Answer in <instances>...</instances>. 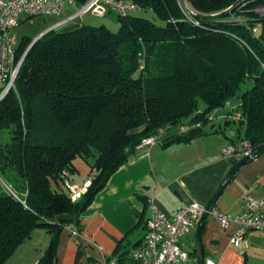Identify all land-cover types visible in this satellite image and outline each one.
Here are the masks:
<instances>
[{"label": "trees", "instance_id": "16d2710c", "mask_svg": "<svg viewBox=\"0 0 264 264\" xmlns=\"http://www.w3.org/2000/svg\"><path fill=\"white\" fill-rule=\"evenodd\" d=\"M133 1L162 24L136 14L119 17L117 32L75 21L53 29L28 51L16 87L0 102V264L37 229L50 241L36 264H57L63 231L71 224L83 230L81 215L144 139L184 123L201 126L168 135L164 148L203 137L209 115L247 79L245 131L232 143L264 146V13L257 11L264 0H187L200 25L177 0ZM34 39H20L17 61ZM78 157L91 178L73 202L59 185L65 171L76 172ZM144 217L118 241L117 264H139L130 253L143 240L131 244L129 236ZM190 254L198 264L197 243Z\"/></svg>", "mask_w": 264, "mask_h": 264}, {"label": "crops", "instance_id": "0c3cea01", "mask_svg": "<svg viewBox=\"0 0 264 264\" xmlns=\"http://www.w3.org/2000/svg\"><path fill=\"white\" fill-rule=\"evenodd\" d=\"M209 119V124L204 127V136L190 144L164 148L160 143L137 150L81 215L83 230L80 237H74L68 228L63 231L57 264H100L113 254L118 241L134 228L145 212L144 224L129 236L131 244L143 240L152 200L167 214H173L178 206L193 201L207 206L234 165L233 159L224 156L223 149L245 131L241 102L235 103L233 99L214 110ZM73 165L76 172L72 179L83 185L91 176V167L80 157L73 161ZM247 195H264V154L241 168L225 188L215 208L238 215ZM145 202L149 206L146 211ZM233 231L234 227L225 230L214 218L207 219L203 235L206 259H214L215 264H264V232L248 233L243 247L239 248L230 241ZM42 237L43 243L39 242ZM49 241V234L37 229L9 261L14 259L13 264H36L44 255ZM195 243V232L183 240L190 252ZM195 262L192 257L187 264Z\"/></svg>", "mask_w": 264, "mask_h": 264}, {"label": "built area", "instance_id": "2783aa9c", "mask_svg": "<svg viewBox=\"0 0 264 264\" xmlns=\"http://www.w3.org/2000/svg\"><path fill=\"white\" fill-rule=\"evenodd\" d=\"M185 17L195 25H200L195 11L187 0H177ZM75 9V13L63 19L67 7ZM142 8L133 0H0V102L14 89L18 70L23 57L17 61V51L20 37L16 29L25 20L35 17L56 18L58 22L51 28L58 29L78 17L91 13L105 17L116 13L118 17L136 15ZM257 11L262 14L263 7ZM239 20V19H236ZM240 21V20H239ZM242 21V20H241ZM260 26L253 28V33H258ZM202 111H198L201 113ZM201 124H182L170 131L161 129L158 134L146 138L137 147V150L151 147L163 142L171 134H185ZM254 149L246 140L237 141L225 147L223 154L226 158L240 160L250 154ZM91 178V176H90ZM90 178L83 185L76 184L72 174L65 171L59 185L60 191L66 193L73 201H78L90 185ZM207 206L193 201L177 207L173 214H167L156 203L150 204V215L146 220V233L141 246L131 251L130 256L139 264H187L192 256L183 240L196 232L201 217L206 213ZM209 217L217 220L222 229L234 227L230 241L236 247H243L247 235L253 231L264 232V195H247L244 198L242 212L230 215L214 208ZM74 237H80L81 231L76 226L67 227ZM100 264H117V259L112 255L107 256ZM205 264H215L214 259H206Z\"/></svg>", "mask_w": 264, "mask_h": 264}, {"label": "rangeland", "instance_id": "374dc122", "mask_svg": "<svg viewBox=\"0 0 264 264\" xmlns=\"http://www.w3.org/2000/svg\"><path fill=\"white\" fill-rule=\"evenodd\" d=\"M67 11L68 12L63 17V19L68 18L72 14L75 13V9L70 7V6L67 7ZM260 14H262V11H260ZM137 16L150 19L153 22H155L157 24H160V25L162 24V22L155 16L153 11H151V10H148L146 12H139L137 14ZM238 19L239 20H245L243 17L242 18H238ZM73 21H75L77 23L84 24V25L96 26V27L105 25L110 30H112L113 32H117L118 29H119V26H120V20H119V17H118V15L116 13H110V14H108L105 17H100V16L93 15L91 13H88V14H85V15H82V16L78 17L76 20H73ZM73 21H70V22H73ZM56 22H58V20L56 18L35 17V18L31 19V20H25L23 23H21L20 26L16 29V32H17L18 36L20 37V39L22 37H24V36H29L31 38H35L36 39L41 34H43L45 31L50 29L52 27V25L55 24ZM258 33H256V34H258ZM252 86H253V82L251 80L247 79L246 82L242 85L241 89L237 92V95L233 98V101L235 103L240 102V97L246 91L251 89ZM230 115H233V113H231ZM2 178H4V180L7 181V178H5V176H2ZM3 184H4L5 188H6V190L12 191V189H11V187L9 185H7L5 182H3ZM44 231L47 232L46 230H44ZM34 238H35V240H37L38 239L37 235H35ZM43 241H44V238L42 237L39 240V242L43 243ZM41 246H42V244L39 247H41ZM10 259H8L5 262V264H13L14 263V261H13L14 259L9 261Z\"/></svg>", "mask_w": 264, "mask_h": 264}, {"label": "water", "instance_id": "95a60500", "mask_svg": "<svg viewBox=\"0 0 264 264\" xmlns=\"http://www.w3.org/2000/svg\"><path fill=\"white\" fill-rule=\"evenodd\" d=\"M53 30V28L48 29L45 31L43 34H41L39 37L34 39L30 47L28 48L27 52L24 55V59L28 53V51L37 43L39 39H41L44 35H46L48 32ZM23 59V61H24ZM22 61V63H23ZM22 67V64L19 67L18 73ZM264 154V146L259 147L255 150H253L250 154L244 156L240 160L236 162V164L233 165L232 169L230 172L227 174L226 178L222 182L219 190L215 194V196L212 198L210 203L207 205V211L204 213V215L201 217L195 235H196V243H197V249H198V264H205L206 258H205V252H204V245H203V237H202V228L206 220L209 218V213L215 208L217 201L223 194L225 188L228 186V184L233 180V178L236 176V174L243 168L245 165L252 163L256 159H258L260 156Z\"/></svg>", "mask_w": 264, "mask_h": 264}]
</instances>
